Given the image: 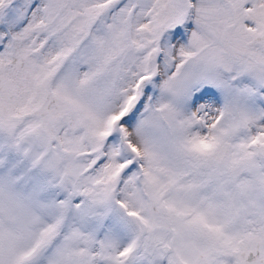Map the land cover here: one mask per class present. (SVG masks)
<instances>
[{
    "label": "snow or ice",
    "instance_id": "1",
    "mask_svg": "<svg viewBox=\"0 0 264 264\" xmlns=\"http://www.w3.org/2000/svg\"><path fill=\"white\" fill-rule=\"evenodd\" d=\"M0 264H264V0H0Z\"/></svg>",
    "mask_w": 264,
    "mask_h": 264
}]
</instances>
